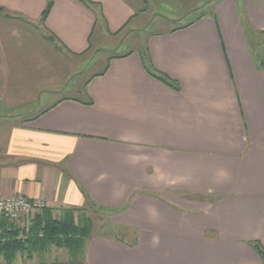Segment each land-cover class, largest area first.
<instances>
[{
    "label": "crops",
    "instance_id": "1",
    "mask_svg": "<svg viewBox=\"0 0 264 264\" xmlns=\"http://www.w3.org/2000/svg\"><path fill=\"white\" fill-rule=\"evenodd\" d=\"M141 2L0 7L40 23L58 52L75 57L96 27L119 32ZM208 6L191 26L151 34L142 49L111 59L82 99L49 100L0 122V198L92 203L110 212L111 227L131 231L128 244L93 233L83 264H261L248 243L264 247V0Z\"/></svg>",
    "mask_w": 264,
    "mask_h": 264
},
{
    "label": "rangeland",
    "instance_id": "2",
    "mask_svg": "<svg viewBox=\"0 0 264 264\" xmlns=\"http://www.w3.org/2000/svg\"><path fill=\"white\" fill-rule=\"evenodd\" d=\"M141 1L140 10L135 11L123 29L106 34L101 25L96 27L89 50L75 57L58 52L40 23H27L3 8L5 13L0 14V122L7 116L15 119L31 116L48 106L49 100L82 99L81 90L86 82L105 68L111 55L140 50L149 35L175 29L202 14L208 15L211 12L208 5L216 0ZM257 44V52L264 58V36L257 38ZM88 213L92 234L126 244L132 241L130 230L111 227L110 214L97 210ZM66 261V251L52 247L29 260L17 257L14 264H64ZM0 264H4L2 258Z\"/></svg>",
    "mask_w": 264,
    "mask_h": 264
},
{
    "label": "trees",
    "instance_id": "3",
    "mask_svg": "<svg viewBox=\"0 0 264 264\" xmlns=\"http://www.w3.org/2000/svg\"><path fill=\"white\" fill-rule=\"evenodd\" d=\"M86 5L87 0H78ZM146 1V0H145ZM51 3L48 2L40 15L42 23L50 10ZM5 13L0 7V14ZM5 15L4 17H6ZM198 16L197 18L201 17ZM12 18V17H6ZM191 20L180 27L172 29H183L191 26L195 20ZM129 53L113 54L106 62L105 68L97 75L105 73L108 63L114 58H124ZM149 74L155 79L174 86L172 82L167 80L163 75L149 70ZM100 211L102 213H110L104 208L97 207L94 204H88L83 208H50L45 207L40 211H36L29 215L22 224H9L5 220L0 219V258L4 264H14L17 257L22 259H31L35 254L43 253L54 247L66 251L68 261L64 264H83L86 252V244L92 235V219L88 211ZM249 247L259 258L261 264H264V247L258 241L248 243ZM47 264V263H38ZM52 264H60L54 262Z\"/></svg>",
    "mask_w": 264,
    "mask_h": 264
},
{
    "label": "built area",
    "instance_id": "4",
    "mask_svg": "<svg viewBox=\"0 0 264 264\" xmlns=\"http://www.w3.org/2000/svg\"><path fill=\"white\" fill-rule=\"evenodd\" d=\"M43 208L45 204L42 201L30 200L22 195L0 198V219L9 224H17Z\"/></svg>",
    "mask_w": 264,
    "mask_h": 264
}]
</instances>
